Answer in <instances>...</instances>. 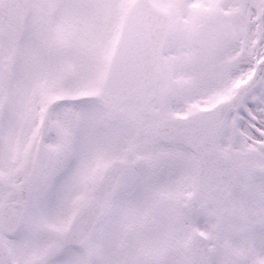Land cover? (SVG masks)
Returning <instances> with one entry per match:
<instances>
[{
    "label": "snow or ice",
    "instance_id": "obj_1",
    "mask_svg": "<svg viewBox=\"0 0 264 264\" xmlns=\"http://www.w3.org/2000/svg\"><path fill=\"white\" fill-rule=\"evenodd\" d=\"M0 264H264V0H0Z\"/></svg>",
    "mask_w": 264,
    "mask_h": 264
}]
</instances>
